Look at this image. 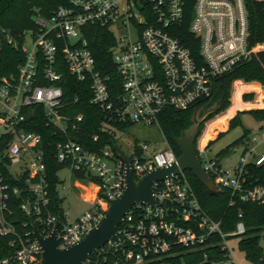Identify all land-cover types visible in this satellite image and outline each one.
Returning <instances> with one entry per match:
<instances>
[{
    "label": "built area",
    "instance_id": "obj_1",
    "mask_svg": "<svg viewBox=\"0 0 264 264\" xmlns=\"http://www.w3.org/2000/svg\"><path fill=\"white\" fill-rule=\"evenodd\" d=\"M181 19V0H62L48 16L35 11L34 29L20 34L22 61L14 74L0 77V235L11 236V251L0 256V264L38 261L41 249L31 235V222L42 237L56 223L60 248L77 241L124 187V163L110 145L89 151L69 137L81 114L61 112L62 68L76 82L87 84L88 103L101 113L100 130L113 133L114 123L158 129L163 109L185 110L208 102L214 81L256 53L259 43L247 41L242 0H192L187 32L196 40V54L175 34ZM88 25L105 27L113 37L109 52L120 80L114 93L86 48L83 28ZM35 107L41 108L44 125L64 136L55 144L57 162L70 174L94 178L87 208L73 217L49 209L40 135L28 129L38 114ZM263 141L264 128L250 135L251 144L246 143L229 166L208 156L204 146L197 149V159L219 189L226 188L240 202L264 205V186H250L245 178L247 164L264 162V152L256 151ZM124 155L134 179L176 159L169 147L155 149L147 142L134 143ZM152 196L153 206L134 204L122 218L116 228L119 246L108 239L95 250L98 255L118 251L115 264H234L227 242L244 234L243 222L237 220L231 231H222L219 221L201 209L183 171L152 183ZM15 201L27 218L28 228L22 231L8 220Z\"/></svg>",
    "mask_w": 264,
    "mask_h": 264
},
{
    "label": "trees",
    "instance_id": "obj_2",
    "mask_svg": "<svg viewBox=\"0 0 264 264\" xmlns=\"http://www.w3.org/2000/svg\"><path fill=\"white\" fill-rule=\"evenodd\" d=\"M181 1L182 19L175 34L178 35L183 45L196 54V40L187 32V25L192 16V0ZM242 2L246 12L248 44L262 43L264 41V3L256 0H242ZM61 3L62 0H0V77L14 74L17 65L22 61V53L18 48L21 42L20 34L23 30L34 29L32 16L35 11L37 10L43 16H48L50 11ZM83 35L86 40V48L90 51L97 70L101 75L108 76V87L110 92L114 93L120 80L110 58L109 47L113 43L112 35L105 27L94 25L85 26ZM189 39L195 40V43L189 42ZM61 72L62 82L60 86L62 87L63 100L65 102L61 112L67 116L81 114V120L77 123L75 130L69 131V137L89 151H96L108 144L112 151L115 152L117 147L114 133L100 130L101 113L96 106L88 103L89 92L87 84L76 82L64 68L61 69ZM237 79L243 82H258L264 85V49L257 51L249 61L237 65L214 81V93L211 100H217L218 102L216 112L221 111L227 105L230 84ZM249 88L260 94L257 85L249 86ZM242 89H245V86H241L240 83L236 82L235 101L238 99ZM74 97H76V101H73ZM250 97L251 94L249 93L242 94L243 100H247ZM203 104L198 103L185 110L165 108L158 114V130L165 144L176 156L179 152L175 139L189 125L191 110ZM35 109L38 114L32 118L28 129L40 135V148L43 152L42 160L48 184L49 209L52 213L61 216L62 198L58 196L56 190L58 183L56 173L61 168H64V165L57 162L55 158V144L64 139V136H60L53 127L44 125L41 108L35 107ZM233 110L234 108H230L224 116L209 124L205 131V141L212 134L211 130L214 124L219 127L225 126L226 119ZM247 113L256 121L264 120V108L249 110ZM129 125L130 123L113 124L118 130H123ZM238 125H241V121L238 113H236L229 119L227 130ZM248 132V129L243 128L242 134L223 149H220L214 157L217 159L224 157L233 147L239 144L245 146L244 138ZM92 135H97V139L92 140ZM203 139L204 137L201 141ZM183 172L201 209L211 219L219 221L222 231H231L237 220L243 222L245 231L238 239V247L251 264H264V205L258 202H240L234 196H231L226 188H221L220 191L213 193L209 192L191 175L190 171L184 170ZM72 174L76 177H82L79 173ZM245 178L250 186H264V162L258 166L251 163L247 164ZM89 180L91 183H95L94 178L90 177ZM17 202L15 201L9 206L11 215L8 220L17 230L22 231L28 228L27 218L19 210ZM238 213L241 214L239 218L237 217ZM23 222L26 223V227L22 226ZM10 239V235H0V256L11 251L9 246ZM118 256V251L110 250L100 255L93 251L89 254L87 264H115L114 260ZM152 264H158V261Z\"/></svg>",
    "mask_w": 264,
    "mask_h": 264
},
{
    "label": "rangeland",
    "instance_id": "obj_3",
    "mask_svg": "<svg viewBox=\"0 0 264 264\" xmlns=\"http://www.w3.org/2000/svg\"><path fill=\"white\" fill-rule=\"evenodd\" d=\"M264 49V42L259 43L255 52ZM240 83L241 86H245L239 93L238 99L235 101L234 95L235 85ZM257 85L260 94L253 91L249 86ZM264 85L258 82H243L241 80H233L229 87V96L227 105L219 112H216L217 100H209L206 104L199 107H194L190 112L189 125L191 121L197 124L195 127L198 129V133L195 137L194 144L196 149L204 146L206 154L210 157L214 156L220 149H223L231 141L238 138L243 128L249 130L247 136L244 138V143H249V137L251 134H255L258 130L264 128V120L260 122V126L256 128V120L247 113L249 110L264 108ZM263 92V93H262ZM249 93L251 97L247 100L242 99V94ZM261 95V96H260ZM259 99V100H258ZM234 108L232 113L227 117L225 126L219 127L216 124L212 127V134L205 141V131L207 130L211 122H215L216 119L224 116L226 112ZM236 113L241 121V125H238L230 130H227V123ZM198 121H200L198 123ZM115 138V145L121 149L124 154L130 153L134 143L147 142L153 144L155 149L168 147L161 137V134L155 125H143V124H130L123 130L112 128ZM204 137L203 141L201 139ZM205 141V142H204ZM204 142V143H203ZM209 142V144H208ZM203 144V145H202ZM243 148L242 144L233 147L230 152L224 157L219 158L221 166H229L236 162L238 155ZM256 151L258 153L264 151V141L256 145ZM58 183L56 185L57 194L62 198L61 208L67 211L70 217L80 213L87 208V200L91 196L90 180L87 175L82 177H76L74 174H70L66 168H61L56 173ZM230 248L231 258L234 264H251L244 256L242 250L238 247V239L230 238L227 242Z\"/></svg>",
    "mask_w": 264,
    "mask_h": 264
},
{
    "label": "water",
    "instance_id": "obj_4",
    "mask_svg": "<svg viewBox=\"0 0 264 264\" xmlns=\"http://www.w3.org/2000/svg\"><path fill=\"white\" fill-rule=\"evenodd\" d=\"M200 121H198L199 123ZM193 121L182 130L175 144L179 154L175 162L166 167H155L145 172L137 179L131 173L130 165L124 153L116 148V155L124 163V187L114 199L109 200L107 208L97 223L84 233L77 241L60 248L56 240V223L51 233L42 237L36 225L31 222V235L37 241L41 253L34 264H82L89 254L100 248L108 239L119 246L116 238V228L124 215L134 204L153 206L155 200L152 196V183L164 177L188 170L191 175L209 192L220 191L211 178L202 171L197 159V149L194 144L198 129Z\"/></svg>",
    "mask_w": 264,
    "mask_h": 264
},
{
    "label": "crops",
    "instance_id": "obj_5",
    "mask_svg": "<svg viewBox=\"0 0 264 264\" xmlns=\"http://www.w3.org/2000/svg\"><path fill=\"white\" fill-rule=\"evenodd\" d=\"M263 93V92H262ZM256 122V128H258V126H260V122H257V121H255ZM264 152V151H263ZM261 153V152H260Z\"/></svg>",
    "mask_w": 264,
    "mask_h": 264
}]
</instances>
